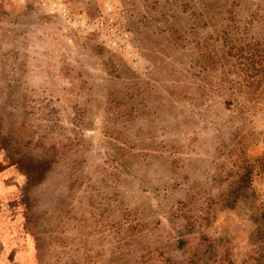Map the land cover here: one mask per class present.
I'll list each match as a JSON object with an SVG mask.
<instances>
[{
  "label": "rangeland",
  "instance_id": "obj_1",
  "mask_svg": "<svg viewBox=\"0 0 264 264\" xmlns=\"http://www.w3.org/2000/svg\"><path fill=\"white\" fill-rule=\"evenodd\" d=\"M0 264H264V0H0Z\"/></svg>",
  "mask_w": 264,
  "mask_h": 264
}]
</instances>
